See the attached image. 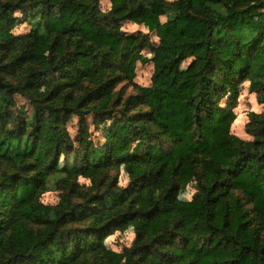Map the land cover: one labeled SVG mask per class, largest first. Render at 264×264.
<instances>
[{
	"label": "trees",
	"instance_id": "1",
	"mask_svg": "<svg viewBox=\"0 0 264 264\" xmlns=\"http://www.w3.org/2000/svg\"><path fill=\"white\" fill-rule=\"evenodd\" d=\"M100 2L0 0V170L17 168L0 172V264H264V0H109L107 12ZM16 13L26 36L13 34ZM127 22L155 33L158 48L127 37ZM40 40L45 63L27 56ZM149 49L151 60L142 56ZM147 63L151 86L120 103L116 83L132 84ZM47 74L60 82L43 97ZM246 82L263 106L249 114L251 142L230 133ZM88 87L72 109L57 105L63 92ZM16 96L33 108L21 121L10 115ZM90 114L105 127L100 148L87 139ZM72 115L74 140L64 128ZM60 158L68 178L123 167L128 185L84 202L71 190L44 206L38 198ZM185 171L196 182L189 202L177 200ZM21 184L28 197L19 201ZM128 228L130 248H105Z\"/></svg>",
	"mask_w": 264,
	"mask_h": 264
},
{
	"label": "rangeland",
	"instance_id": "2",
	"mask_svg": "<svg viewBox=\"0 0 264 264\" xmlns=\"http://www.w3.org/2000/svg\"><path fill=\"white\" fill-rule=\"evenodd\" d=\"M167 2H172L174 0H165ZM100 8L102 11L107 12L110 9L109 0H101ZM156 12V10H154ZM14 18L17 20V26L13 30L15 36H26L30 32V27L23 22V16L19 13L14 15ZM160 22L164 24L166 22V17H160ZM59 25L58 18L49 23V27L52 31L56 30ZM121 31L129 38H135L137 36H144L148 39L151 44L152 49H156L159 46V40L157 39L155 33H150L145 25H137L130 22L123 23L121 25ZM27 56H34L37 58L39 63H45L48 56L49 50L43 44V41L40 40L36 49L29 53ZM144 58L151 60L154 57V54L151 53V50H145L142 53ZM190 64V61H187L181 67V73L183 74ZM153 74V67L151 63L147 64H137L136 66V77L131 83L118 81L116 83L115 93H119V97L116 98L120 103H124L129 97L137 94L138 88H149L151 86V77ZM58 76L55 74H47L40 80V89L39 93L44 96H47L51 93L55 94L56 91H53L54 86L59 83ZM87 86V85H85ZM92 90V87H88L87 91L84 90H67L63 92L62 96L57 102V105L62 106L64 109H72L76 101L82 96H86ZM70 93V102H66L64 96ZM16 108L13 110L10 115L12 119H18V121L28 118L32 115V106L27 97L16 96L15 98ZM75 101V102H74ZM90 101L88 99L86 102ZM91 108V105L88 106V109ZM87 107L84 108L86 110ZM263 111V106L257 103L255 94H250L248 91V83H244L240 89V96L236 101L235 107L233 109L234 114L236 115L237 123H233L230 129V133L237 139H240L244 142H251L253 138L246 134L245 127L249 122V114H261ZM86 123L89 126L88 132V141H90L94 147L100 148L105 144V127L104 125L96 128L93 125L92 114L86 116ZM64 128L68 133L69 137L74 140L77 131H78V119L76 115H72L69 119L65 120ZM140 150V145L137 143L133 148V153H137ZM64 166L63 158H60L56 172L52 173L48 177L47 190L42 192L38 201L44 206L54 207L56 206L61 197L64 194H67L72 190L73 192V201L74 202H84V199L96 196L107 192V190H117L126 188L129 182V178L125 173L123 167L106 169L98 174H95L93 170L88 172H83L76 180L68 178L67 174L60 172ZM11 166H2L0 172L11 174L16 171ZM24 173L30 177L33 173L24 171ZM2 176V175H0ZM183 184L180 192L177 195V200L181 202H189L193 195L196 194V182L194 179L193 173L190 171H185L182 174ZM73 184V187L70 185ZM24 184L20 185L17 200H23V197L26 198L27 194H23ZM72 188V189H71ZM22 191V193H21ZM28 197V196H27ZM135 239V232L133 228H128L124 232H115L113 235L109 236L105 242L104 246L107 250L121 253L124 249L130 248Z\"/></svg>",
	"mask_w": 264,
	"mask_h": 264
}]
</instances>
